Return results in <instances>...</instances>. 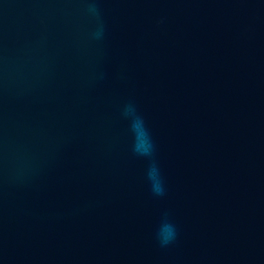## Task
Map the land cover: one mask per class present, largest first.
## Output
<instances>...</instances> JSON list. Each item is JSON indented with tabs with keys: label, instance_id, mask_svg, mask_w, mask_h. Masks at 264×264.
<instances>
[{
	"label": "water",
	"instance_id": "obj_1",
	"mask_svg": "<svg viewBox=\"0 0 264 264\" xmlns=\"http://www.w3.org/2000/svg\"><path fill=\"white\" fill-rule=\"evenodd\" d=\"M0 264H264V0H0Z\"/></svg>",
	"mask_w": 264,
	"mask_h": 264
},
{
	"label": "clouds",
	"instance_id": "obj_2",
	"mask_svg": "<svg viewBox=\"0 0 264 264\" xmlns=\"http://www.w3.org/2000/svg\"><path fill=\"white\" fill-rule=\"evenodd\" d=\"M126 115H128L132 119V129L136 137L134 151H136L140 155L151 156L153 146L150 136L146 128L144 127L143 120L136 115L135 110L133 108H130L128 111H126ZM149 179L154 182L153 184L154 190L159 192L160 188L158 186V180L155 175V169H150ZM160 235L164 240V242L166 243L171 237L174 236L173 226L168 223H164L161 226Z\"/></svg>",
	"mask_w": 264,
	"mask_h": 264
}]
</instances>
